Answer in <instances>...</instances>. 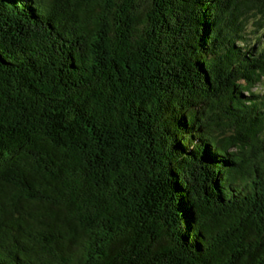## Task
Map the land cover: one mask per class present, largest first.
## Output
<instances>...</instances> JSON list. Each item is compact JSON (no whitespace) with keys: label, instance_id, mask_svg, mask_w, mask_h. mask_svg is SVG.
Segmentation results:
<instances>
[{"label":"trees","instance_id":"obj_1","mask_svg":"<svg viewBox=\"0 0 264 264\" xmlns=\"http://www.w3.org/2000/svg\"><path fill=\"white\" fill-rule=\"evenodd\" d=\"M260 30L264 0H0V264H264Z\"/></svg>","mask_w":264,"mask_h":264},{"label":"rangeland","instance_id":"obj_2","mask_svg":"<svg viewBox=\"0 0 264 264\" xmlns=\"http://www.w3.org/2000/svg\"><path fill=\"white\" fill-rule=\"evenodd\" d=\"M257 34L259 35V37H260V42L262 43H264V31L263 30H260V31H258L257 32ZM250 42H252V40L250 41ZM263 89H264V86H263ZM261 91V90H260Z\"/></svg>","mask_w":264,"mask_h":264}]
</instances>
